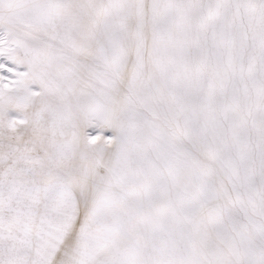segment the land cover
Masks as SVG:
<instances>
[{
    "label": "snow or ice",
    "instance_id": "6c2138e0",
    "mask_svg": "<svg viewBox=\"0 0 264 264\" xmlns=\"http://www.w3.org/2000/svg\"><path fill=\"white\" fill-rule=\"evenodd\" d=\"M0 264H264V0H0Z\"/></svg>",
    "mask_w": 264,
    "mask_h": 264
}]
</instances>
